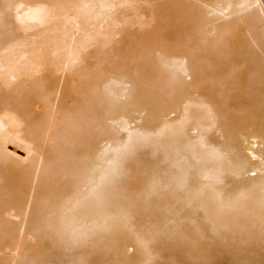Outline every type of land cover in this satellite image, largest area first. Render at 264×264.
Instances as JSON below:
<instances>
[{
  "label": "bare ground",
  "instance_id": "6f19581e",
  "mask_svg": "<svg viewBox=\"0 0 264 264\" xmlns=\"http://www.w3.org/2000/svg\"><path fill=\"white\" fill-rule=\"evenodd\" d=\"M0 264H264V0H0Z\"/></svg>",
  "mask_w": 264,
  "mask_h": 264
},
{
  "label": "rangeland",
  "instance_id": "374dc122",
  "mask_svg": "<svg viewBox=\"0 0 264 264\" xmlns=\"http://www.w3.org/2000/svg\"><path fill=\"white\" fill-rule=\"evenodd\" d=\"M9 149H11V150H12L13 148L10 146V147H9Z\"/></svg>",
  "mask_w": 264,
  "mask_h": 264
}]
</instances>
